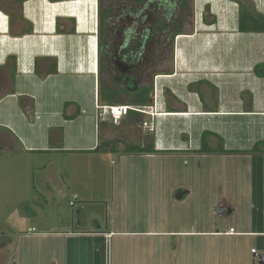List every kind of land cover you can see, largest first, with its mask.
Masks as SVG:
<instances>
[{
	"label": "crops",
	"instance_id": "0c3cea01",
	"mask_svg": "<svg viewBox=\"0 0 264 264\" xmlns=\"http://www.w3.org/2000/svg\"><path fill=\"white\" fill-rule=\"evenodd\" d=\"M248 1L264 16V0ZM193 4L194 31L175 39L172 72L150 82L153 104L139 106L148 112L137 123L96 108L111 106L106 89L126 104L130 86H146L101 66L102 0H0V152L20 155L52 194H110L105 219L0 236V264H258L264 75L255 68L264 33L240 31L235 0ZM132 127L144 137L137 145L113 141ZM181 189L188 194L176 200ZM41 213L30 210L28 223Z\"/></svg>",
	"mask_w": 264,
	"mask_h": 264
},
{
	"label": "trees",
	"instance_id": "16d2710c",
	"mask_svg": "<svg viewBox=\"0 0 264 264\" xmlns=\"http://www.w3.org/2000/svg\"><path fill=\"white\" fill-rule=\"evenodd\" d=\"M125 3L118 7H111L107 12L100 8V27L101 40L106 42L107 29L117 30L124 33L119 49L116 48L114 54H109L105 49L104 65L110 75L117 72L113 63L118 61L123 69L128 73L138 75V79L145 82L146 86L138 92H133L132 99L123 104L116 99L115 91L106 89L110 93L109 101L100 96L101 103L110 102L111 106H134V107H150L153 104L152 94L153 86H149V82L159 74H169L172 72L173 50L175 39L180 35L191 34L194 31V0H122ZM241 6V32H262L264 33V16L256 14L254 16L250 11L247 3L248 0H235ZM253 4V3H252ZM210 10H207V16ZM118 16L116 18L119 25L115 27L111 21L106 19L107 16ZM109 36V35H108ZM263 66L257 70L264 69ZM120 71V69L118 70ZM56 72V70H55ZM126 74L128 75V73ZM264 75V73H261ZM126 75V76H127ZM127 78V77H126ZM125 80V79H124ZM137 80H135V83ZM111 99V100H110ZM22 101V100H21ZM135 116V122L142 123L141 114L138 112H130L128 116ZM148 148H129L124 152H149Z\"/></svg>",
	"mask_w": 264,
	"mask_h": 264
},
{
	"label": "rangeland",
	"instance_id": "374dc122",
	"mask_svg": "<svg viewBox=\"0 0 264 264\" xmlns=\"http://www.w3.org/2000/svg\"><path fill=\"white\" fill-rule=\"evenodd\" d=\"M111 4L120 7L124 4L123 1L118 2L117 0H102L103 11L107 12ZM117 12H119V9ZM119 16V15H118ZM118 16L108 17V21L117 27L119 23L116 18ZM100 23V18H99ZM111 34L110 39L113 37L115 41H111L114 50L115 47L120 46L122 37L124 33L121 28L120 31L107 29V32ZM121 34V39L118 34ZM106 34V35H107ZM105 35V36H106ZM107 48L105 40H101V56L102 64L104 65V50ZM113 48L111 51L113 52ZM259 65L255 68V73L259 76H263L261 73L264 72L263 69L258 71L257 69L261 67ZM264 68V67H263ZM106 70V74H108ZM151 82V81H150ZM149 82V83H150ZM151 84V83H150ZM246 94V93H245ZM245 98V95H243ZM136 124L134 128H136ZM133 127L130 129V138L126 135L114 134L113 141L118 139L131 140L128 143L132 145H137V140L144 139L141 130H135ZM135 130V132L133 131ZM146 138V137H145ZM3 142L6 139L2 138ZM147 141V139H145ZM209 150V153H212ZM30 158V159H29ZM28 160H34L35 157H29ZM62 159V157H60ZM36 160V159H35ZM23 159L20 155H15L10 153V151L0 152V236L11 237L12 235L18 234L22 229L29 230L31 227L37 228L38 232H45V227L48 230H59L62 228H69L72 224V219L77 222L89 221L90 219L97 216L98 218H103L106 212V202L109 199L110 194H52L51 191L46 189L44 182L41 177L35 178V170L29 168L25 163L22 162ZM64 162V158H63ZM137 181L132 180L129 186V192L137 190ZM105 188V186H103ZM76 190V187H75ZM46 193V194H45ZM56 198L54 201L53 198ZM86 201H91L89 204L82 205L81 201L84 198ZM45 198L51 205H45ZM41 211L43 213L38 215V218L34 223H28L27 213L30 210ZM105 219V217H104Z\"/></svg>",
	"mask_w": 264,
	"mask_h": 264
},
{
	"label": "built area",
	"instance_id": "2783aa9c",
	"mask_svg": "<svg viewBox=\"0 0 264 264\" xmlns=\"http://www.w3.org/2000/svg\"><path fill=\"white\" fill-rule=\"evenodd\" d=\"M97 110L101 111L99 113V116H110L114 122H119L123 118L127 117L130 112H138V113H147L148 111L146 109H142L140 107H134L129 105L124 106H104L101 107L99 104L96 106ZM153 128L150 127V131H152ZM230 234H234V230H231ZM256 251L254 250L253 253Z\"/></svg>",
	"mask_w": 264,
	"mask_h": 264
},
{
	"label": "water",
	"instance_id": "95a60500",
	"mask_svg": "<svg viewBox=\"0 0 264 264\" xmlns=\"http://www.w3.org/2000/svg\"><path fill=\"white\" fill-rule=\"evenodd\" d=\"M186 194H188L187 191L182 190V189L178 190L176 192L175 198H176V200H182L186 196ZM258 264H264V255L260 256Z\"/></svg>",
	"mask_w": 264,
	"mask_h": 264
},
{
	"label": "flooded vegetation",
	"instance_id": "af4514ba",
	"mask_svg": "<svg viewBox=\"0 0 264 264\" xmlns=\"http://www.w3.org/2000/svg\"><path fill=\"white\" fill-rule=\"evenodd\" d=\"M117 9H118V8H117ZM117 34H118V36H119L120 39H121V34H119V33H117ZM112 41H115V38H114V37L112 38ZM116 48L119 49V46H117ZM113 63H114V65L116 66L115 68H116V70H117V71H116V72H117L116 75H117V74L120 73L118 70H119L120 68H121V70H122V66H121V64L118 63V61L115 63V61L113 60ZM117 68H119V69H117Z\"/></svg>",
	"mask_w": 264,
	"mask_h": 264
}]
</instances>
